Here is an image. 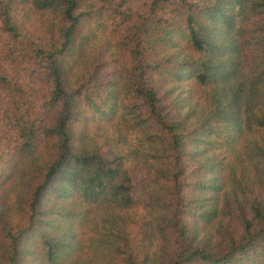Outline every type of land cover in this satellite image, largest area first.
<instances>
[{
    "label": "trees",
    "instance_id": "16d2710c",
    "mask_svg": "<svg viewBox=\"0 0 264 264\" xmlns=\"http://www.w3.org/2000/svg\"><path fill=\"white\" fill-rule=\"evenodd\" d=\"M170 82L200 93L198 121ZM97 117L143 135L148 173L137 149L87 142ZM200 145L218 162L191 168ZM85 247L98 264H264V0H0V264Z\"/></svg>",
    "mask_w": 264,
    "mask_h": 264
},
{
    "label": "rangeland",
    "instance_id": "374dc122",
    "mask_svg": "<svg viewBox=\"0 0 264 264\" xmlns=\"http://www.w3.org/2000/svg\"><path fill=\"white\" fill-rule=\"evenodd\" d=\"M129 3L130 5L133 4ZM35 23V18L32 17L31 22L29 25H32ZM250 38V37H249ZM98 38H96L91 46H87L85 51L83 52V57L85 60L88 58L90 52L92 51L93 47L95 48V51H98L100 48L98 46H101L103 41L99 40L97 43ZM248 47V53H251L252 51V41L249 43ZM244 74L251 76V74L254 72L253 70V63L252 61L248 60V66L246 65L244 67ZM163 89L166 92H169L170 95L165 99L167 104L170 106H174L175 108H179L180 112L183 114L190 113L193 115L192 123L198 121V119L203 115L204 113V104L200 101V93L196 91L195 89H192L188 85L179 84L176 82H170L166 83L163 86ZM89 137L87 139V142L90 141V144H103L104 139L107 138V142L110 143V146L113 150L116 152L122 151L123 153L125 151L137 149V163L141 164L137 166L136 161H133L132 159H129L128 164L132 167L134 171H137V168L140 173L146 174L148 173V168L143 164V160L146 159V155L150 152H152L150 147H146L142 143V134L139 132H132L124 130L121 125L116 124L115 121L112 123L110 121L103 120L101 117H97L96 119L91 118V122H89ZM121 138V141H120ZM210 139V138H209ZM252 139V137H251ZM250 136L247 139H244V143L247 140H251ZM249 144V141L246 143ZM109 146V145H108ZM109 146V147H110ZM247 146H243L241 150V156L245 158L247 161L249 158V154L247 153ZM201 149V155H196L192 157V160L189 164L191 168H198L199 166H204L206 162L210 164H215L218 162V159L221 158L220 154H217L213 152L210 147L205 145H200V147H193V151ZM152 154V153H151ZM209 158V159H208ZM191 159V158H190ZM216 171V170H215ZM212 177L214 179L215 183H217L219 180L216 178V174L213 172L211 174L206 175V178ZM218 188H220V191H218V201L216 207L219 209L221 207L224 193L227 192V194L230 193V185H220ZM205 195V193H202ZM201 194V197H202ZM103 213L99 210L94 209L93 210V216L89 217V222H86V226L89 228L93 227V223L98 222V226L95 227V232L97 234L103 233V225L101 224L100 219L102 217ZM215 226L203 228L201 230H196L195 235L197 236V241H203L206 239V237L209 235L210 230L215 231ZM214 236V233L211 235ZM90 240V237H88ZM26 259H29L27 256ZM30 260L32 263H36V261L32 260V256H30ZM74 263L77 264H98L97 259H95L89 250L86 247L81 250V252L77 255V257L74 259Z\"/></svg>",
    "mask_w": 264,
    "mask_h": 264
}]
</instances>
